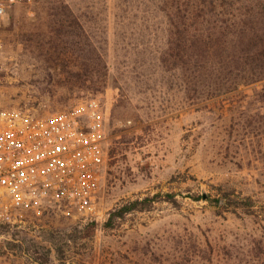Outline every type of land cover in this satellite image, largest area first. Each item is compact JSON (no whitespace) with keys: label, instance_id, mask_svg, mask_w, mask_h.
<instances>
[{"label":"rangeland","instance_id":"rangeland-1","mask_svg":"<svg viewBox=\"0 0 264 264\" xmlns=\"http://www.w3.org/2000/svg\"><path fill=\"white\" fill-rule=\"evenodd\" d=\"M58 1L101 52L105 68L94 75H77L80 50L56 53L66 61L50 52L49 8ZM209 1L10 6L0 19V109L42 115L99 97L108 118L96 219L70 206L40 216L0 211V264H264V81L220 95L197 83V93L167 60L170 16L197 15L184 11L195 2L225 16L227 4ZM135 200L140 210L108 223Z\"/></svg>","mask_w":264,"mask_h":264},{"label":"built area","instance_id":"built-area-1","mask_svg":"<svg viewBox=\"0 0 264 264\" xmlns=\"http://www.w3.org/2000/svg\"><path fill=\"white\" fill-rule=\"evenodd\" d=\"M16 1L0 0V19ZM105 105L88 97L42 115L0 109V211L40 216L70 206L96 219Z\"/></svg>","mask_w":264,"mask_h":264},{"label":"trees","instance_id":"trees-1","mask_svg":"<svg viewBox=\"0 0 264 264\" xmlns=\"http://www.w3.org/2000/svg\"><path fill=\"white\" fill-rule=\"evenodd\" d=\"M61 4L58 1L49 8L50 16H54L49 32L52 36L48 41L50 52L56 55L57 60L66 61L65 56L58 55L64 54L65 50L71 55L80 50L82 74L77 75H94V69L105 68L101 52L89 41L90 35L85 26L75 19L73 9L65 3ZM226 4L228 10L225 16H207L204 4L199 2L191 3L184 10L193 6L198 10L197 15L189 16L188 10L186 16H170L167 60L170 59L169 62L176 67L180 66L186 73L187 83L193 81V89L197 93V83L207 84L208 92L220 95L237 91L242 85L264 81V0H210L206 5H211L212 9L226 8ZM63 9L69 11L64 15L66 18L61 17ZM63 38H66L64 45ZM74 59L76 57H70V62ZM67 64L65 62L64 65ZM195 78L216 82H195ZM224 79L230 83L226 89ZM141 202L135 200L115 210L108 223L116 217L140 210Z\"/></svg>","mask_w":264,"mask_h":264}]
</instances>
